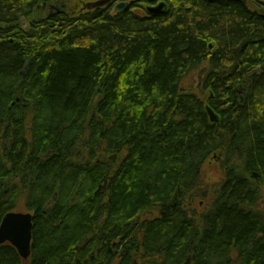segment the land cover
<instances>
[{
	"label": "trees",
	"instance_id": "trees-1",
	"mask_svg": "<svg viewBox=\"0 0 264 264\" xmlns=\"http://www.w3.org/2000/svg\"><path fill=\"white\" fill-rule=\"evenodd\" d=\"M68 2L0 0V264H264V2Z\"/></svg>",
	"mask_w": 264,
	"mask_h": 264
},
{
	"label": "water",
	"instance_id": "water-1",
	"mask_svg": "<svg viewBox=\"0 0 264 264\" xmlns=\"http://www.w3.org/2000/svg\"><path fill=\"white\" fill-rule=\"evenodd\" d=\"M126 6V3H119L114 12H122ZM42 8H45V5ZM50 9L52 13L60 12L56 7H50ZM148 11L152 14H165L167 5L159 3L157 6L148 8ZM206 111L212 123L219 121L218 115L211 107L207 106ZM33 229V216L31 213L11 212L7 214L0 225V246L7 243L11 244L18 251L20 257L27 261L32 253Z\"/></svg>",
	"mask_w": 264,
	"mask_h": 264
},
{
	"label": "rangeland",
	"instance_id": "rangeland-1",
	"mask_svg": "<svg viewBox=\"0 0 264 264\" xmlns=\"http://www.w3.org/2000/svg\"><path fill=\"white\" fill-rule=\"evenodd\" d=\"M68 1H70L68 3H71V5L73 6L75 4V1L78 4L80 0H68ZM100 1L102 0H96V3ZM260 1L264 2V0H260ZM77 4H75L74 7H77ZM47 11H50V7H47ZM184 81H185L184 86L186 87L192 86L193 88H195L198 85L197 74L196 73L191 74ZM221 177H222V173L217 165L216 160H210L205 164L202 171V180H203V187H205V189L208 190L209 195L213 190V188L216 186V184L220 181ZM205 203H207L206 200L204 201V200L196 199V201L194 202V207L196 208L204 207ZM258 208L264 211V189L262 191V198L259 202ZM17 212L27 213L24 210H18Z\"/></svg>",
	"mask_w": 264,
	"mask_h": 264
},
{
	"label": "flooded vegetation",
	"instance_id": "flooded-vegetation-1",
	"mask_svg": "<svg viewBox=\"0 0 264 264\" xmlns=\"http://www.w3.org/2000/svg\"><path fill=\"white\" fill-rule=\"evenodd\" d=\"M114 0H102V1H100V2H97L96 3V0H84V5L86 6V7H91V6H96V7H98V6H105V5H109V4H111L112 2H113ZM119 3H126L127 4V6H126V8L124 9V11L126 10V9H128V7H129V4H130V1H120V2H118L117 4H119ZM159 3H165V2H159ZM116 4V5H117ZM51 10V9H50ZM123 12V11H122Z\"/></svg>",
	"mask_w": 264,
	"mask_h": 264
}]
</instances>
